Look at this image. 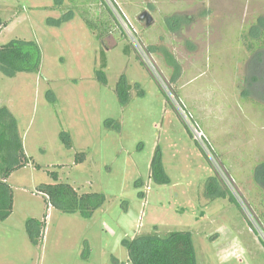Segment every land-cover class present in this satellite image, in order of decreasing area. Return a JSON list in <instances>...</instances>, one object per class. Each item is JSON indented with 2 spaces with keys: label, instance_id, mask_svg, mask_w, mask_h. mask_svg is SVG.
Segmentation results:
<instances>
[{
  "label": "rangeland",
  "instance_id": "1",
  "mask_svg": "<svg viewBox=\"0 0 264 264\" xmlns=\"http://www.w3.org/2000/svg\"><path fill=\"white\" fill-rule=\"evenodd\" d=\"M62 1L0 0V45L21 39L42 51L36 73L0 70V107L17 117L32 157L9 178L14 210L0 222V264H131L123 239L173 231L192 233L197 264H264V188L256 182L264 169V49L248 46L264 0ZM144 10L155 18L149 27L138 20ZM64 13L61 26L48 24ZM104 15L110 25L99 39L85 17ZM162 48L181 63L173 83ZM122 77L132 87L126 106L116 93ZM158 148L166 184L151 174ZM217 175L235 203L206 194ZM56 182L106 201L89 219L64 213L39 191ZM28 218L46 221L38 244Z\"/></svg>",
  "mask_w": 264,
  "mask_h": 264
},
{
  "label": "trees",
  "instance_id": "2",
  "mask_svg": "<svg viewBox=\"0 0 264 264\" xmlns=\"http://www.w3.org/2000/svg\"><path fill=\"white\" fill-rule=\"evenodd\" d=\"M70 1L72 3V8H78L80 5L86 6L94 0ZM62 2V0H56V6L59 8ZM83 10L85 14H89L90 12L88 6L84 7ZM70 11L72 12V10ZM82 15L84 16V14ZM174 17L177 23L182 19V17ZM69 18V14L64 13L59 19L48 18L47 22L50 25L61 26L64 22L68 21ZM187 18L192 19L191 16ZM85 20L87 26L92 31H100L97 34V38L99 39L102 38V32L107 30L110 25L105 15L97 19L85 17ZM258 25L259 27H264L263 17L259 19ZM258 25L254 24V26L251 27V32L249 30V33L253 34V37L257 39V42H255V39L253 42L251 40V42L249 41L248 46L254 48L253 51L257 49L256 46L264 49V29L259 32V28H257ZM252 31H254V33H252ZM162 51L167 63L174 69L170 81V83H173L181 75V63L176 56L166 48H162ZM41 61V48L33 41L13 39L4 45H0V70L8 77H13L19 72L36 73L40 70ZM98 75L103 83L107 82L102 71H99ZM131 88L132 87L126 82L124 77L119 80L116 86L117 96L123 106H126L130 102ZM169 88L174 98L182 102L179 91L172 86ZM106 124L107 126H111L112 121L109 120ZM185 126L189 131L188 126L186 124ZM61 140L67 147H72L73 143L67 132H62ZM195 143L200 146L198 141H195ZM84 156L85 153L76 154V161L82 162ZM31 162L32 157L26 153L24 148L17 117L7 106L0 107V222L7 220L14 210V190L9 183L10 176L13 172L27 166ZM36 167L40 169L41 165L36 164ZM258 170V173L256 171L258 174L256 182L264 188V169L260 168ZM151 174L157 183L166 184L170 182V177L164 169L162 154L159 148L151 161ZM49 176L54 179V181L59 180V173L57 171H50ZM136 186L140 187V182H138ZM222 187L219 176H212L207 181L206 194L211 199L229 197V199L235 203L236 199L231 191ZM39 191L45 195L48 203L54 208L64 213H79L86 219L91 218L106 201V196L103 193H80L71 184L63 182L44 183L40 186ZM140 196H144L142 192H140ZM26 224L30 240L34 244H38L42 237V231L46 226V221L37 218H28ZM122 244L128 250L131 264H197L196 249L190 231H173L163 236L157 232L140 234L132 239H123Z\"/></svg>",
  "mask_w": 264,
  "mask_h": 264
},
{
  "label": "water",
  "instance_id": "3",
  "mask_svg": "<svg viewBox=\"0 0 264 264\" xmlns=\"http://www.w3.org/2000/svg\"><path fill=\"white\" fill-rule=\"evenodd\" d=\"M138 20L149 27L154 23L155 18L149 10H144L138 15Z\"/></svg>",
  "mask_w": 264,
  "mask_h": 264
}]
</instances>
